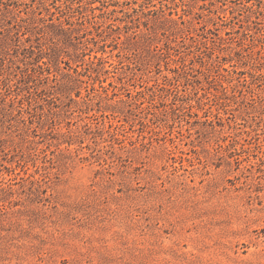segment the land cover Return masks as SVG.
<instances>
[{"label": "rangeland", "instance_id": "374dc122", "mask_svg": "<svg viewBox=\"0 0 264 264\" xmlns=\"http://www.w3.org/2000/svg\"><path fill=\"white\" fill-rule=\"evenodd\" d=\"M0 264H264V0H0Z\"/></svg>", "mask_w": 264, "mask_h": 264}]
</instances>
